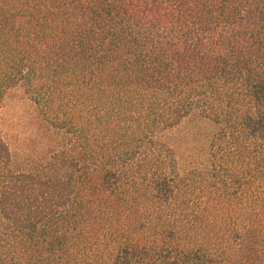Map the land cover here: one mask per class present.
Wrapping results in <instances>:
<instances>
[{
	"label": "trees",
	"instance_id": "trees-1",
	"mask_svg": "<svg viewBox=\"0 0 264 264\" xmlns=\"http://www.w3.org/2000/svg\"><path fill=\"white\" fill-rule=\"evenodd\" d=\"M14 88L63 139L0 130V264H264V0H0Z\"/></svg>",
	"mask_w": 264,
	"mask_h": 264
},
{
	"label": "rangeland",
	"instance_id": "rangeland-1",
	"mask_svg": "<svg viewBox=\"0 0 264 264\" xmlns=\"http://www.w3.org/2000/svg\"><path fill=\"white\" fill-rule=\"evenodd\" d=\"M213 125L197 114L182 119L165 137L185 167L189 149L210 133ZM0 130L17 161L62 143L63 133L43 119L36 103L20 88L9 90L0 108ZM2 218L0 217V225Z\"/></svg>",
	"mask_w": 264,
	"mask_h": 264
}]
</instances>
